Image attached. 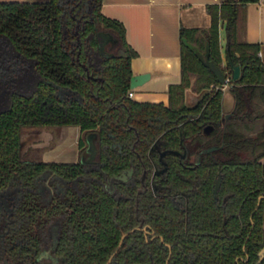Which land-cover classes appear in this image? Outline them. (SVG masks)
<instances>
[{"label": "trees", "instance_id": "1", "mask_svg": "<svg viewBox=\"0 0 264 264\" xmlns=\"http://www.w3.org/2000/svg\"><path fill=\"white\" fill-rule=\"evenodd\" d=\"M257 1L223 0L221 5L209 6V28H181L182 80L170 86L167 106L128 97L137 52L127 42L124 24L102 13L103 0L0 2L1 45L11 49V56L18 54L13 56L16 64L28 62L38 74L34 89L14 95L11 107L0 112V190L17 187L21 196L15 209L14 238L26 240L32 231L44 227L47 217L68 212L64 228L72 229L78 238L93 239L84 244L88 249V244H97L95 258L103 264L118 242L119 227L126 230L135 224L130 217L134 218L136 188H128L125 194L130 199L116 210L113 198L103 189L106 176L131 166L140 173L143 163L161 168L160 153L168 151L164 161L169 169L156 177L159 193H185L188 208L181 212L168 197L145 193L140 209L153 229L174 246L170 264H264V258L260 260L264 248V62L260 45L241 36L246 6ZM220 22L226 24L225 65ZM101 31L117 40L107 44L104 52ZM212 63L225 77H232L236 109L226 121L224 91L212 88L219 83L210 69ZM237 66L241 75L234 80ZM57 87L78 98L61 100ZM188 89L206 91L196 106L185 102ZM64 126L97 133V169L86 173L81 164L21 159L23 134L48 130L57 139ZM211 146L222 148L203 154L198 164L199 153ZM186 148H190L186 158L175 153ZM191 156L195 162L189 160ZM45 171L66 180L84 175L93 180L81 196L69 187L64 200L46 205L36 191V180ZM220 173L223 182L215 200L212 187ZM115 213L119 224L113 219ZM91 230H96L95 236ZM141 241L149 247L162 244L160 239L151 245L144 238ZM76 250L82 256L90 253ZM135 253L141 255L119 252L117 258L121 264L127 260L128 264L149 263L153 255L156 264H166L169 251L145 248ZM70 259L75 262L76 254Z\"/></svg>", "mask_w": 264, "mask_h": 264}, {"label": "flooded vegetation", "instance_id": "2", "mask_svg": "<svg viewBox=\"0 0 264 264\" xmlns=\"http://www.w3.org/2000/svg\"><path fill=\"white\" fill-rule=\"evenodd\" d=\"M14 57H17V53H13ZM20 67V71L26 73L27 69H30L28 62H24V64ZM31 72L35 75L36 80L38 79V74L31 68ZM2 74V70H1ZM24 87V88H23ZM35 87V83H34ZM26 85L19 83L10 86L9 88H5L3 86V79L0 82V97L9 98L10 104L8 108L1 110L5 111L9 109L13 103L14 95L19 94H28L32 90L28 92L25 90ZM7 89V90H5ZM34 89V88H33ZM57 95L61 100L64 99H72L78 98L76 93L64 89L61 87H57ZM236 101V100H235ZM236 103H234V107L232 113L230 115H226L223 108V120L226 121L227 119L231 118L235 112ZM65 127H72V126H64L59 131V136L57 139H54V135L52 132L48 130L42 131H32V132H49L51 136V140L46 146H38L30 148L25 152L24 144H23V137L32 132H27L23 134L20 140V157L23 161L26 162H34V161H42L45 163H73V164H81L84 166L86 173H90L94 169L99 167L98 165V153L93 162L87 163L82 162V156L84 152L88 149V136L90 134H94L96 132H90L86 134L82 129L83 132L82 137L79 141V147L81 149L80 159L76 162H67V161H45L43 158V154L46 150L52 149L57 146L61 131ZM79 127V126H73ZM81 128V127H80ZM252 137H256V134H251ZM83 142V143H82ZM97 144V143H96ZM221 146H211L206 149H203L197 158V163L199 164L202 160L203 154H211L215 151L220 150ZM99 152V151H98ZM168 151H162L160 153V161L162 162L161 168L152 164L151 166H146L144 163L141 167V172H138V168L135 166H131L128 169L124 170L122 173L114 176H106V180L102 183L104 191L109 194L117 208L124 204L126 200H129L125 193H128V188H136L135 194V201L133 208V217H130L132 220L134 219L135 224L129 228L124 229V227H119L118 232L120 237L118 242L116 243L112 253L106 258L103 264H121L118 260L119 252L125 254L126 252H132V255H141L140 252L145 248L150 250H158L160 248H167L169 251L168 258L166 259V264H170V258L173 254L174 246L172 244L166 243L164 237L158 234L153 227L148 223L147 216L142 209H140V200L141 195L145 193H149V195L160 196V197H168L170 204L173 207L181 212L186 211L188 208V198L185 193H174V194H160L159 193V184L156 182V177L160 176L167 172L169 169L168 164L164 161L165 155ZM179 155L180 158H186L190 154V148H186L183 152H175ZM88 159V156L86 157ZM191 162H195L194 156H191L189 159ZM92 178L86 175L75 179V180H66L63 177L56 175L52 171H45L37 180H36V191L41 195V199L44 204L49 205L51 203H58L60 199H65V194L67 188L73 187L75 188L78 193L83 194V192L87 189V184L92 183ZM84 182V183H83ZM219 182L218 188L216 185ZM223 182V175L220 173L216 177L213 187L212 193L215 200L219 199V193L221 189V185ZM217 189V190H216ZM21 200L20 191L17 187H9L6 189L0 190V264H99L96 261L94 250L97 248V244L91 243L88 244V248H86L84 242L85 241H92L93 239H84L78 238L75 236L74 231L72 229H65L64 224L67 221L68 212H62L60 214H55L52 217H47L45 220V225L42 229H37L32 231L31 236L25 237L26 240H22L20 238H14V233H16V229L14 224L16 222L15 218V209ZM62 203V202H61ZM131 208V207H130ZM118 212V211H117ZM116 224L117 222V215L115 213L113 217ZM85 234L88 230H84ZM72 235H69L70 233ZM83 232V231H81ZM91 236H95L96 230H91ZM138 233L137 235H134ZM106 234V233H105ZM107 235V234H106ZM142 238L145 239L148 245L150 243L160 239L162 244H156L152 247L146 246L142 243ZM10 240H15L12 244ZM108 240V238H106ZM82 241L79 245H76L75 242ZM112 241V239H111ZM27 243V244H25ZM164 243V244H163ZM77 247L81 250H89V255L84 254V256L79 255L77 253ZM100 248H105L103 245L99 246ZM111 247V244H110ZM109 249V244L106 250ZM134 252V253H133ZM76 254V261L72 263V256ZM87 255V256H85ZM192 254L189 253V256ZM130 256V254H128ZM151 261L148 263L145 262H136L132 264H156L155 260H153V255H150ZM129 263V260L126 261Z\"/></svg>", "mask_w": 264, "mask_h": 264}, {"label": "crops", "instance_id": "3", "mask_svg": "<svg viewBox=\"0 0 264 264\" xmlns=\"http://www.w3.org/2000/svg\"><path fill=\"white\" fill-rule=\"evenodd\" d=\"M49 0H0V2H47ZM223 0H103L102 13L122 22L126 39L137 52L132 59L133 75L148 74L150 78L134 91L137 102L169 104L171 85L182 80L180 30L185 28L207 29L212 24L209 6L221 5ZM224 33V37L222 36ZM242 39L260 45L264 62V0L246 6V23ZM227 34L225 22H220V46L226 64ZM229 89L224 91L223 108L232 113L235 97ZM228 92V93H227ZM206 91L196 93L186 90L185 102L196 106ZM130 98V97H129ZM227 103V106H226ZM80 127H65L56 147L46 150L45 161H71L80 159ZM47 131L28 133L23 137L25 152L33 147L46 146L51 140Z\"/></svg>", "mask_w": 264, "mask_h": 264}, {"label": "rangeland", "instance_id": "4", "mask_svg": "<svg viewBox=\"0 0 264 264\" xmlns=\"http://www.w3.org/2000/svg\"><path fill=\"white\" fill-rule=\"evenodd\" d=\"M222 36L224 37V33H222ZM0 40H2L0 41V68L3 75V86L5 88H9L10 86L14 85V83H22L26 85L25 90H28V92L30 90H33L36 77L31 72L32 67H30V69H27L26 73L22 72V70L20 71L22 67L16 64V59L13 58L14 55L11 56V49L7 48L5 45H1L3 39ZM228 92L230 93V91ZM9 102V98L0 97V111L8 108L10 104Z\"/></svg>", "mask_w": 264, "mask_h": 264}, {"label": "water", "instance_id": "5", "mask_svg": "<svg viewBox=\"0 0 264 264\" xmlns=\"http://www.w3.org/2000/svg\"><path fill=\"white\" fill-rule=\"evenodd\" d=\"M99 35L102 39L101 50L103 52L105 51V47L107 44L117 42V40L114 39V37L111 33L101 31V32H99ZM205 60H206V58H205ZM210 69H211V71H213L214 73L217 74L219 82L223 83L224 79H225L223 71L213 63L210 64ZM240 75H241V69L239 66H237L234 68L233 79L234 80L239 79ZM149 78H150V76L148 74L133 75L131 78V81H130V87L132 89L138 88L141 85H143V83L146 82ZM229 90H230V88H229ZM97 137H98L97 133L90 134L88 136V149L84 152V154L82 156V162L83 163L84 162L90 163V162H93L95 160L97 153H98V146L96 144ZM87 156H88V159H86ZM217 186H219V182L216 185V188H218ZM263 258H264V248L260 252V260H262Z\"/></svg>", "mask_w": 264, "mask_h": 264}, {"label": "built area", "instance_id": "6", "mask_svg": "<svg viewBox=\"0 0 264 264\" xmlns=\"http://www.w3.org/2000/svg\"><path fill=\"white\" fill-rule=\"evenodd\" d=\"M231 82H232V77L231 76H227V77H225L223 83L219 82L218 84H213L212 88H215L217 90L225 91V90H227V89H229L231 87ZM134 95H135L134 91L131 90V91L128 92V97L133 98Z\"/></svg>", "mask_w": 264, "mask_h": 264}]
</instances>
